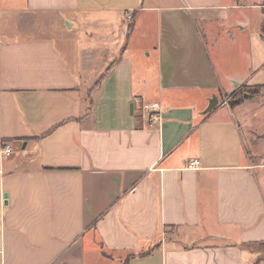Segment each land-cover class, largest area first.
Returning a JSON list of instances; mask_svg holds the SVG:
<instances>
[{
  "label": "crops",
  "instance_id": "1",
  "mask_svg": "<svg viewBox=\"0 0 264 264\" xmlns=\"http://www.w3.org/2000/svg\"><path fill=\"white\" fill-rule=\"evenodd\" d=\"M255 86L264 0H0V263L264 264Z\"/></svg>",
  "mask_w": 264,
  "mask_h": 264
},
{
  "label": "built area",
  "instance_id": "2",
  "mask_svg": "<svg viewBox=\"0 0 264 264\" xmlns=\"http://www.w3.org/2000/svg\"><path fill=\"white\" fill-rule=\"evenodd\" d=\"M127 20L131 19V15L126 16ZM226 103V101L224 102ZM143 109L149 113L148 115V125H157L160 122V110L157 104H151V105H144ZM1 158L7 159L13 154V147L10 144H3L0 152ZM197 160H191L189 162V168L190 169H196L197 167ZM1 264V263H0Z\"/></svg>",
  "mask_w": 264,
  "mask_h": 264
},
{
  "label": "rangeland",
  "instance_id": "3",
  "mask_svg": "<svg viewBox=\"0 0 264 264\" xmlns=\"http://www.w3.org/2000/svg\"><path fill=\"white\" fill-rule=\"evenodd\" d=\"M212 60H213V58H212ZM238 57H237V55H236V58H235V64H237L238 63ZM242 89V88H241ZM245 92H257V94H259L260 95V101L261 102H264V88H262V87H259V86H255V87H247L246 89H243ZM235 96V95H234ZM232 97H230V99H231ZM228 102V98H226V103ZM261 120H262V118H261ZM256 126H258V125H256ZM83 243H84V245H86V241H83ZM85 248H87V247H85ZM260 251L262 252L261 253V258L262 257H264V247H262V248H260ZM259 258V257H258ZM103 262H99L98 263V261H87V262H84V264H102Z\"/></svg>",
  "mask_w": 264,
  "mask_h": 264
},
{
  "label": "water",
  "instance_id": "4",
  "mask_svg": "<svg viewBox=\"0 0 264 264\" xmlns=\"http://www.w3.org/2000/svg\"><path fill=\"white\" fill-rule=\"evenodd\" d=\"M217 99L215 96L211 97L208 101L206 109L203 111L204 114L211 112L217 106Z\"/></svg>",
  "mask_w": 264,
  "mask_h": 264
},
{
  "label": "trees",
  "instance_id": "5",
  "mask_svg": "<svg viewBox=\"0 0 264 264\" xmlns=\"http://www.w3.org/2000/svg\"><path fill=\"white\" fill-rule=\"evenodd\" d=\"M102 78L103 77H101V78H99V80L96 82V85H95V87H97V86H99V84H100V82H101V80H102ZM244 94H242V95H244V96H247V97H253V96H255V95H257V92H243ZM241 95V94H240Z\"/></svg>",
  "mask_w": 264,
  "mask_h": 264
}]
</instances>
